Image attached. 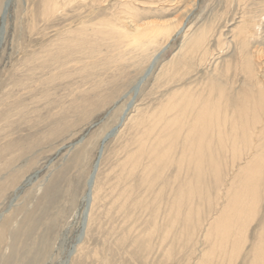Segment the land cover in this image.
<instances>
[{
  "label": "rangeland",
  "instance_id": "rangeland-1",
  "mask_svg": "<svg viewBox=\"0 0 264 264\" xmlns=\"http://www.w3.org/2000/svg\"><path fill=\"white\" fill-rule=\"evenodd\" d=\"M53 1L13 0L0 43V264H264V163L241 184L264 152V0ZM130 12L161 24L152 44Z\"/></svg>",
  "mask_w": 264,
  "mask_h": 264
},
{
  "label": "bare ground",
  "instance_id": "bare-ground-1",
  "mask_svg": "<svg viewBox=\"0 0 264 264\" xmlns=\"http://www.w3.org/2000/svg\"><path fill=\"white\" fill-rule=\"evenodd\" d=\"M196 1L197 0H195V4H196ZM48 3H50V1L48 2ZM60 5H61V3L59 2V0H54L53 2H52V5H49V4H46L45 6H44V10L46 11V14L47 15H50V14H52V13H55V12H57L58 11V9H59V7H60ZM3 9H4V7H3ZM3 13V12H2ZM129 14V16H130V20L128 21L129 23H131L132 24V26H133V28H132V26L130 27V28H128V29H126L125 28V30L127 31V33L132 37V38H134V39H136V37H149V38H147L148 40H149V42L148 43H150V44H152V42L154 41V39H152V38H155V36H157L159 33H158V30L160 29V27H161V24H155V23H143L142 21H141V19L138 17V15L137 14H132V12H130V13H128ZM8 15H9V11H8ZM8 15L6 16V18H3V14H2V16H1V25H0V43H2L3 42V40H4V38H5V35H6V24H7V18H8ZM61 41H63V43H62V45L63 46H65L66 44H67V39H65V35L62 37V39H61ZM46 53L47 54H49L50 53V50H46ZM159 55H160V53H159ZM158 55V56H159ZM160 59V58H159ZM153 61H154V59H153ZM158 62V61H157ZM38 68V67H37ZM37 68L36 67H32L29 71H30V75L29 76H27L26 77V81L29 83L30 82V80H32V82L33 81H37V80H35L36 79V76L38 75L37 73H36V70H37ZM148 71V70H147ZM147 71L145 72V74L138 80V82L141 80V79H143L144 78V76L146 75V73H147ZM20 84H23V83H20ZM19 84V85H20ZM138 86V85H137ZM136 86V87H137ZM135 87V88H136ZM133 90H134V88L132 89V91H131V93L133 92ZM26 99V98H25ZM24 100V99H23ZM22 103V102H21ZM199 102H197V104H198ZM188 104V103H187ZM191 104H192V102H191ZM18 105H19V103H18ZM194 105H196V103L194 104ZM20 107V106H19ZM216 107V106H215ZM218 107V106H217ZM41 108V107H40ZM213 109V108H212ZM212 109L209 111V113L207 112V110H201L200 109V112H199V116H197L198 118V120L196 121V124L198 125V124H200V122L201 123H203V125L200 127V130H199V127L198 128H196L195 127V129H198V134H197V137H196V142H194V140L192 141V142H188V145L190 146L189 147V149H191V148H193V146H197V149H198V152H196L195 151V156H193L192 157V160H194V163H195V165L197 166V167H200L201 166V164L204 162V154H202L203 152H202V147H203V145H205V136L208 134V132L207 131H210L211 129L210 128H212V126H213V120H210V121H212V123H209L208 121H207V119L206 118H209L210 117V115H211V113L213 112V113H215L214 111H212ZM218 109H219V107H218ZM218 109H216V110H218ZM15 110V109H14ZM29 110H30V108H29ZM32 110V109H31ZM30 110V111H31ZM39 110V109H38ZM20 111H22V110H20ZM16 112H17V109H16ZM217 113H218V111H216ZM245 113H246V111H244ZM19 113V112H18ZM16 114V113H15ZM20 114H22V112L20 113ZM25 114H26V112H25ZM29 114V113H28ZM198 115V114H197ZM214 115V114H213ZM218 115H220L219 113H218ZM217 115V117H219ZM23 118V117H22ZM39 118V117H38ZM210 119H212V118H210ZM214 119V118H213ZM219 120V119H218ZM255 120H256V118H255ZM14 121V120H13ZM232 121V120H231ZM254 121V120H253ZM253 121H251V122H253ZM233 122H234V120H233ZM220 123H222V121H220ZM224 123H226V121L224 122ZM224 123H223V125H224ZM28 124V123H27ZM194 124H195V122H194ZM219 124V123H218ZM252 124V123H251ZM222 125V126H223ZM199 126V125H198ZM235 126V125H234ZM233 126V127H234ZM243 126V129H244V127H246V125L244 124V125H242ZM251 126V125H250ZM221 129V128H220ZM219 129V130H220ZM234 129V128H233ZM242 129V128H241ZM213 130V129H212ZM222 130V129H221ZM237 130V129H236ZM235 131V130H234ZM246 131V130H245ZM232 132V131H231ZM224 133V132H223ZM234 133V132H233ZM168 134V133H167ZM173 134V133H172ZM177 134V133H176ZM244 134V133H243ZM263 134H264V132H263ZM166 135V134H165ZM170 137H172L170 134H168ZM176 136V135H175ZM174 136V137H175ZM264 136V135H263ZM108 137V136H107ZM106 137V138H107ZM164 137V136H163ZM219 137V136H218ZM106 138L104 139V141H103V143L106 141ZM168 138V137H167ZM173 138V137H172ZM171 138V139H172ZM176 138V137H175ZM178 138V137H177ZM177 138L175 139V140H177ZM258 138V137H257ZM170 139V138H169ZM238 139V138H237ZM244 139H245V137H244ZM234 140V139H233ZM258 140V139H257ZM262 140V139H261ZM187 141H188V139H187ZM190 141H191V139H190ZM259 142V141H258ZM172 143H173V141H172ZM186 144H187V142H186ZM208 144V143H207ZM255 144V143H254ZM143 146H145L144 144H143ZM157 146V145H156ZM252 146V145H251ZM187 145H186V149H187ZM159 148V147H158ZM157 148V149H158ZM195 148V147H194ZM193 148V149H194ZM233 148V147H232ZM252 148V147H251ZM188 149V151H190ZM150 150H151V148H150ZM149 150V151H150ZM204 150V149H203ZM249 150V149H248ZM255 150V149H254ZM143 151V150H142ZM145 151V150H144ZM139 152V151H138ZM137 152V153H138ZM154 152V151H153ZM150 153V152H149ZM155 153H156V151H155ZM154 154V153H153ZM152 154V155H153ZM159 154V153H158ZM161 154V153H160ZM163 154V153H162ZM255 154V153H254ZM142 155V154H141ZM240 155H241V153H240ZM159 155H155V157H158ZM163 156V155H162ZM161 157V156H160ZM157 159H160V160H162L161 158H157ZM157 159H155V161H157ZM250 160V159H249ZM150 161V160H149ZM159 161V160H158ZM137 162V161H136ZM161 162V161H160ZM187 162V161H186ZM138 163V162H137ZM136 163V164H137ZM158 163V162H157ZM190 163H191V161H190ZM192 163H193V161H192ZM191 163V164H192ZM263 163H264V152L262 151L261 153H259L251 162H247V167L245 168V170H244V168H243V172L244 173H242V174H245L246 175V177H244V181H243V183H241L242 184V187L243 188H245V189H247L246 191H248V189H252V190H254V191H257V187H258V183H259V180H260V175H261V170H262V168H263ZM153 164V163H152ZM183 164V163H182ZM185 164V163H184ZM183 164V165H184ZM189 164V163H188ZM178 166V165H177ZM185 166V165H184ZM190 166V165H189ZM179 167H180V165H179ZM177 168V167H176ZM181 168H183V166L181 167ZM188 168V167H187ZM242 169V168H241ZM240 169V170H241ZM181 171V170H180ZM187 171V170H186ZM190 171V170H189ZM150 173V172H149ZM187 173V172H186ZM198 173V172H197ZM91 176V175H90ZM157 177V176H156ZM159 177V176H158ZM157 177V178H158ZM200 177V176H199ZM198 177V178H199ZM201 178V177H200ZM237 178V177H236ZM198 180V179H197ZM201 180V179H200ZM96 181V180H95ZM154 181H156V180H154ZM188 183V182H187ZM190 183V182H189ZM88 184V183H87ZM95 185V184H94ZM187 186V185H186ZM191 186V185H190ZM193 186V185H192ZM195 186V185H194ZM196 187V186H195ZM241 187V186H240ZM93 189H94V186H93ZM181 189V188H180ZM87 190H88V187H87ZM234 190H237V189H234ZM242 190H244V189H242V188H240V190H238V191H236V193H234V195H233V199L231 200V202H230V206H231V208H236V209H239V208H241L240 209V214H242L243 212H244V209H246V207H247V204L246 203H248L249 205H248V207H247V210H249L250 209V213L251 212H254L255 211V207H256V202H257V199H256V197L254 196V195H256V193H251V192H249V194H245ZM251 190V191H252ZM93 191V190H92ZM178 191V190H177ZM189 192V191H188ZM259 192V191H258ZM258 194V193H257ZM92 196H94V195H92ZM246 196H248V197H246ZM250 198V199H249ZM249 199V200H248ZM92 200H93V197L91 198V202H90V207H91V203H92ZM85 201H87L86 199H85ZM89 207V208H90ZM228 207V206H227ZM246 210V211H247ZM245 211V212H246ZM248 212V211H247ZM239 213V212H238ZM88 216V215H87ZM238 232H241V231H238ZM211 234V233H210ZM225 237V236H224ZM223 241V240H222Z\"/></svg>",
  "mask_w": 264,
  "mask_h": 264
},
{
  "label": "water",
  "instance_id": "water-1",
  "mask_svg": "<svg viewBox=\"0 0 264 264\" xmlns=\"http://www.w3.org/2000/svg\"><path fill=\"white\" fill-rule=\"evenodd\" d=\"M12 1H13V0H7V1H6L5 5H4V9H3V18H6V16L8 15V11H9V9H10V7H11ZM166 50H167V48H165V49L160 53V55L157 56V57L154 59V61L152 62V65L148 68L149 70L147 71V73H146V75L144 76V78L141 79V80L138 82V84H137L138 86L135 88L136 93L139 92V90H140L142 84L144 83V81H145V80H146V79L152 74V72H153V68H154L155 64L157 63V61L159 60V58L163 55V53H164ZM115 133H116L115 131H112V133H110V134L108 135V137L106 138V141H107L110 137L114 136ZM106 141H105V142H106ZM105 142H104V143H105ZM104 143H103L102 146H101L102 148L100 149V152H99L98 158H97V160L95 161V165H94L93 172H92L91 176L89 177L90 179H89L88 184H87V187H88V190H87V206H86L87 212H86V214H85L86 217H85V219H84V220H85V221H84V224L86 223V220H87V214H88V212H89V206H90V202H91V198H92V190H93V186H94V184H95L96 175H97L98 170H99V167H100V161H101V158H102V156H103V151H104V147H103V145H104Z\"/></svg>",
  "mask_w": 264,
  "mask_h": 264
}]
</instances>
